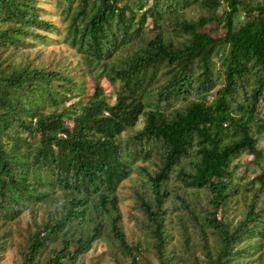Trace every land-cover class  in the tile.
I'll return each mask as SVG.
<instances>
[{
  "label": "trees",
  "instance_id": "obj_1",
  "mask_svg": "<svg viewBox=\"0 0 264 264\" xmlns=\"http://www.w3.org/2000/svg\"><path fill=\"white\" fill-rule=\"evenodd\" d=\"M39 1L0 0V259L29 214L16 264H264V0Z\"/></svg>",
  "mask_w": 264,
  "mask_h": 264
},
{
  "label": "rangeland",
  "instance_id": "obj_2",
  "mask_svg": "<svg viewBox=\"0 0 264 264\" xmlns=\"http://www.w3.org/2000/svg\"><path fill=\"white\" fill-rule=\"evenodd\" d=\"M55 0H40L39 4L40 6L44 7L45 14L48 15L52 20L57 21L60 25H62L60 18L56 14V9H55ZM189 16L196 17L199 14V11L197 9H191L189 11ZM147 28L149 24L147 23ZM205 31H208L211 33L213 36H218L220 34V29L217 27H213L212 23H209L205 28ZM58 39H54L49 41V44L43 47L35 46L34 48L31 49V54L35 53L38 50L44 51L45 54L50 53L51 49L54 50L58 55H61L62 57L66 58L68 62H70L73 65H79L78 60L80 61V55L72 49L67 43L64 42H59L57 41ZM80 66V65H79ZM177 104L179 102H176ZM260 146L264 150V138L260 141ZM250 156H244L243 161L246 163V160H248ZM250 160V159H249ZM140 162V161H138ZM133 166V165H132ZM255 172L253 170V167H250V173L248 174H253ZM242 174V171H241ZM131 178H135L137 180L138 175L137 172L134 170L131 171L130 177L122 182L121 187L118 188V194L120 196V207L123 213V221L125 225V231L127 235L130 237L131 233L135 230V226L133 225L132 218L130 217V214L132 215V212H130V193H131ZM29 214H25L22 216L20 224L18 226V231L14 234V239H15V246L9 250H7L4 255L0 259V264H16L18 263V258H17V253H16V246H17V241L22 240V235L24 233L25 226L28 222L29 219ZM22 233V234H21ZM139 236L138 232L136 234ZM136 237H134L135 239ZM106 243L100 242L98 245L94 246L90 251H88L82 258L79 259L78 263L76 264H112V259H110L108 256H106V259L102 260L103 252L106 249ZM145 264H150L149 262H153V258L151 255L145 253ZM126 262L129 261V258L125 259ZM100 262V263H99Z\"/></svg>",
  "mask_w": 264,
  "mask_h": 264
}]
</instances>
